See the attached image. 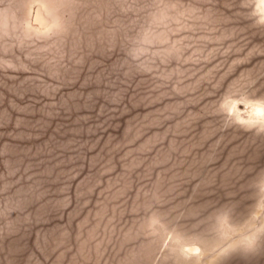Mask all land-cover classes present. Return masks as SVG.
Listing matches in <instances>:
<instances>
[{"label":"rangeland","instance_id":"rangeland-1","mask_svg":"<svg viewBox=\"0 0 264 264\" xmlns=\"http://www.w3.org/2000/svg\"><path fill=\"white\" fill-rule=\"evenodd\" d=\"M256 104L264 0H0V264H264Z\"/></svg>","mask_w":264,"mask_h":264},{"label":"bare ground","instance_id":"bare-ground-1","mask_svg":"<svg viewBox=\"0 0 264 264\" xmlns=\"http://www.w3.org/2000/svg\"><path fill=\"white\" fill-rule=\"evenodd\" d=\"M254 110H255V113H257V114H264V106L263 105L256 104L254 106Z\"/></svg>","mask_w":264,"mask_h":264},{"label":"snow or ice","instance_id":"snow-or-ice-1","mask_svg":"<svg viewBox=\"0 0 264 264\" xmlns=\"http://www.w3.org/2000/svg\"><path fill=\"white\" fill-rule=\"evenodd\" d=\"M262 190H264V181L261 182Z\"/></svg>","mask_w":264,"mask_h":264}]
</instances>
